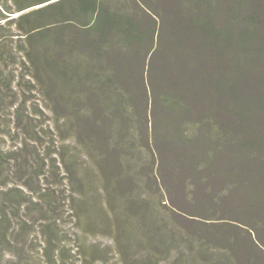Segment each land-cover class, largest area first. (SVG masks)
<instances>
[{"label": "trees", "instance_id": "obj_1", "mask_svg": "<svg viewBox=\"0 0 264 264\" xmlns=\"http://www.w3.org/2000/svg\"><path fill=\"white\" fill-rule=\"evenodd\" d=\"M110 1L115 0H0V31L4 25H16L22 44L18 67L31 82L45 88L50 80L42 76L43 71L50 76L65 69L71 115L64 126L74 140L73 151L81 148L88 151L89 158L91 154L100 157L98 174L108 185H114L113 172L121 165L116 135H129L131 122L144 103L151 108L153 129L160 128L167 138L164 144L180 154H176L179 163L190 162L196 166L194 175L205 174L225 183L217 192L234 201L232 218L207 219L171 203L180 213L170 207V215L185 227L163 230L155 223L149 231L153 246L167 245L177 232L188 253L183 264H189L190 259L194 264H264V134L260 138L235 135L226 127L217 134L212 132L217 93L224 98L231 84L251 73L262 72L256 76L259 87L264 86L263 0H177L171 7L161 0H126L109 8ZM83 17V30L90 38L81 43L77 56L68 50L55 49L50 55L37 49L38 36L52 26ZM234 26L237 33L231 29ZM10 38L12 35L0 36V45ZM228 49L235 51L230 58ZM70 62L74 64L71 71L66 70L72 67ZM218 62L224 72L217 80L213 69ZM228 70L237 72L236 78L227 77ZM4 71L0 67V80ZM230 93L228 98L233 96ZM201 102L206 104L205 110L192 114V104ZM261 102L264 114L263 90ZM192 115L200 120L194 128L206 133H188L186 118ZM161 147L152 151L157 165H162L167 155ZM5 164L0 155V179L6 178L0 184L1 238L8 219V197L18 196L5 191ZM220 165L223 170L218 169ZM68 188L69 210L78 222L77 208L85 194ZM16 208L21 205L16 204ZM169 219L171 216L161 220ZM56 228V237L44 241L45 258L48 264H66L62 258L65 252L58 251L60 245H56L62 241ZM2 256L0 253V264Z\"/></svg>", "mask_w": 264, "mask_h": 264}, {"label": "rangeland", "instance_id": "obj_2", "mask_svg": "<svg viewBox=\"0 0 264 264\" xmlns=\"http://www.w3.org/2000/svg\"><path fill=\"white\" fill-rule=\"evenodd\" d=\"M161 1L171 7L177 0ZM119 3L125 4L126 0L110 1L108 5L116 8ZM261 3L264 5V0ZM224 21V18L219 20L221 26ZM84 23L83 17L69 24L52 26L45 35L38 36L37 49L50 55L56 53L55 49L68 50L77 56L81 43L90 38L83 30ZM4 26L0 36L12 35V38L0 45V67L5 69L0 80V155L6 163L4 173L8 177L5 191H13L18 196L8 197V219L2 226L4 238L0 236L2 264H48L44 241L55 236L56 226L62 240L56 245H60L58 251L65 252L62 258L66 264H183L188 253L180 234L176 232L167 245L153 246L149 241V231L155 223L163 230L185 227L170 215L171 203L207 219L232 218L234 201L227 199L228 194L217 192L225 183L205 174L194 175L196 166L190 162L179 163L178 151L164 144L167 138L160 128L153 129L151 108L145 103L131 122L129 135H116L121 165L113 172L114 185H108L98 174L100 157L91 154L89 158L88 151L81 148L73 151L74 140L64 126L71 115L66 97L71 89L63 77L65 69L54 71L50 76L43 71L42 76L50 80L45 88L31 82L27 73H22L18 67L22 44L17 35L20 33L15 24ZM231 29L238 32L237 26ZM228 45L233 47V43ZM234 46L238 47V43ZM234 54L230 49L226 53L229 58ZM216 56L219 59L218 54ZM84 58L87 60L86 54ZM73 68L74 64L66 70ZM213 70L215 79L221 78L223 65L218 62ZM225 73L231 79L236 78L237 72ZM261 74L251 73L236 80L237 83L231 84L233 96L231 85L224 98L216 94L213 134L223 127L235 135L260 138L259 135L264 134L261 102L264 86L259 87L256 76ZM229 93L232 97L228 98ZM205 106L202 102L192 104V114L199 115ZM197 117L186 118L190 134L206 133L198 126L194 128L200 121ZM158 147L167 152L162 165L154 162L152 151ZM184 151L187 150H180ZM218 169L223 170L224 166ZM4 179L3 176L0 184ZM68 186L85 194L77 208L81 219L78 222L69 210L72 203ZM16 204L21 208H16ZM173 210L180 213L177 208ZM167 216H171L168 222L161 220ZM141 217L144 220H140ZM187 261L194 264L191 259Z\"/></svg>", "mask_w": 264, "mask_h": 264}]
</instances>
